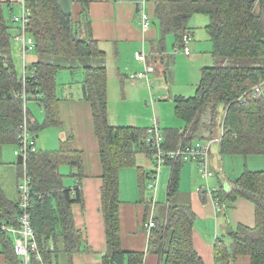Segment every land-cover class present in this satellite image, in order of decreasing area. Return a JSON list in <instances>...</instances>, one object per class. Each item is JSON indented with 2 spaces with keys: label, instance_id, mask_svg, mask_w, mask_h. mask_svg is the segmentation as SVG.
<instances>
[{
  "label": "trees",
  "instance_id": "trees-1",
  "mask_svg": "<svg viewBox=\"0 0 264 264\" xmlns=\"http://www.w3.org/2000/svg\"><path fill=\"white\" fill-rule=\"evenodd\" d=\"M79 1L87 11L90 0ZM152 1L154 22L164 33L176 34V44L184 43V36L192 34L188 24L191 17L209 16L207 30L216 58L213 66L202 69L195 95L177 99L176 116L183 125L165 130L164 146L174 149L185 141H194L202 117L210 109L211 126L221 118L218 135L222 154L264 157V0H149ZM8 4L0 0V145H19L25 115L33 133L60 126L56 75L62 69L84 67L85 98L92 104L104 166L101 195L108 244L104 262L144 264L143 252L126 251L122 247L120 171L136 166L139 151L152 156V149L146 143L148 128L110 123L105 67L95 65V59L103 52L94 39L79 36L77 22L59 0H25L31 11L26 31L35 41L33 50L40 60L27 67L36 76L23 80L11 55L14 36L21 27L8 13ZM14 28L17 32H13ZM259 84L261 93H254V87ZM24 93L27 98L37 93L42 96L43 123L30 114ZM244 95L247 101L242 103L239 98ZM83 162V151L64 147L37 149L29 154L30 213L42 256L40 260L33 254L31 264H56L62 251L71 255L83 245L84 235L76 226L72 210L74 203L83 202V194L80 186L66 187L61 172V167L67 165L81 178ZM178 169L175 168L169 184L168 202L161 207L160 216L155 218L156 226L151 229L150 249L160 257L159 264H205L193 243L196 213L191 205L175 199L179 191ZM143 174L148 180V173ZM239 197L255 205L256 224L253 227L241 224L218 237L215 262L232 264L239 256L248 255L252 264H264V168L246 169L227 188L222 185L215 199L218 203H231ZM20 212V198L8 197L0 174V225L19 226ZM12 237L10 231L0 228V252L6 254L8 264H22Z\"/></svg>",
  "mask_w": 264,
  "mask_h": 264
},
{
  "label": "crops",
  "instance_id": "crops-1",
  "mask_svg": "<svg viewBox=\"0 0 264 264\" xmlns=\"http://www.w3.org/2000/svg\"><path fill=\"white\" fill-rule=\"evenodd\" d=\"M3 1L9 2L10 15H21L22 0ZM59 2L77 22L79 36L82 39H94L103 52L102 56L95 59V65L105 67L110 123L114 126L147 129L157 117L161 122L164 136L165 130L182 127L181 119L176 116L177 99L195 95L200 85L202 69L216 63V58L213 56V41L207 30L210 17L196 14L189 20L193 40L189 43L191 53L187 54L183 50L172 52L171 48L175 47L177 41L176 34L164 33L155 22H152L151 27L145 32L142 29L138 6L132 0H90L87 11L79 0H59ZM150 12L155 18L152 2ZM15 31L16 28L13 32ZM143 49L147 52V63L155 66V70L149 74L150 85L142 78L130 76L145 67V62L136 57V53ZM11 55L22 78L25 68L40 60V56L34 50L27 51L24 57L22 44L15 41L12 42ZM177 66L182 71L177 72ZM85 77L84 67L58 71L56 81L62 123L60 126H49L34 133L36 142L38 137L40 139L37 149L58 150L64 147L67 150H81L84 155L83 177L75 176L76 170L70 166L61 167L64 185L70 188L80 186L83 194V202L74 203L72 210L76 226L83 232L84 243L79 251H74L71 255L62 251L56 264H110L104 262L108 250L101 195L104 166L96 135L92 104L85 98L83 83ZM41 109L43 112H40V117L30 112L39 123H43L45 119L42 106ZM44 131L47 132L46 137L53 143L50 146H46L41 140L44 139ZM219 136L217 134L216 137H208L214 140L211 149L216 144L213 155L210 153V165L215 173L209 180L212 187L219 189L224 185L227 188L246 169L264 168V157L261 155L245 157L239 154H222L219 145L221 136ZM15 146L13 153L17 156V161L4 162L5 159H12L11 149L6 145H0L2 186L12 200L19 199L20 171L23 170V163H18V155L15 153L18 146ZM146 155L151 159L146 165H138L136 156L137 167H124L120 171V237L124 250L144 253V264H159L160 257L150 249L152 230L148 228V223L151 218L153 192L148 186L145 189L149 177L147 181L143 173L153 169V162L150 154L146 153ZM6 164H13L14 171L13 168L6 169L4 166ZM176 167L179 168L180 181L175 199L181 204L191 205L197 217L194 247L205 264H216L214 248L217 238L241 224L255 226V205L243 197L231 203H216L205 191H199V187L205 181L200 177L199 166L195 161L187 160L177 164L168 162L165 166L167 169L163 168L161 169L163 172H160L155 218L161 210L160 205L162 207L168 202V188ZM10 171L12 174L8 175ZM123 175L129 178V187L122 186ZM164 196L166 200L163 202ZM12 236L14 239L13 234ZM0 264H8L6 254L2 251ZM232 264H252V260L248 255L239 256Z\"/></svg>",
  "mask_w": 264,
  "mask_h": 264
},
{
  "label": "built area",
  "instance_id": "built-area-1",
  "mask_svg": "<svg viewBox=\"0 0 264 264\" xmlns=\"http://www.w3.org/2000/svg\"><path fill=\"white\" fill-rule=\"evenodd\" d=\"M139 7L141 14V25L142 29L146 32L152 25V14L150 12V2L149 0H132ZM22 13L21 15H13V21L20 24V31H18L14 36V41L22 44V52L24 57H26L27 51L33 50L35 46L34 39L27 34L26 27L29 22V15L31 13L30 9L25 5V0H22ZM184 43L176 44L175 51L183 50L185 53H191V47L189 43L192 41V34H186L184 36ZM136 57L139 60L145 62V67L142 71L131 74V78H142L147 81L150 85L151 79L149 74L155 70L154 65L147 63V52L145 49L138 51ZM26 71L23 75V80H26L27 77L34 78V70L25 68ZM262 86L261 84L256 85L253 89L254 93H261ZM25 104L30 101L39 102L43 107L42 96L40 94H35L33 97L27 98L26 93ZM239 101L244 103L247 101V96L244 95L239 98ZM148 136L146 138V143L152 149V162L154 164L153 169L148 172L149 182L148 187L153 192L151 197V218L148 223V228L152 229L156 226L155 220V210L157 206V193L159 187L160 172L162 167L168 162H183L187 160L195 161L199 166V175L204 179L205 183L199 187V191H205L208 195L214 198L216 201V189L212 187L209 180L214 176V171L211 169L210 165V153H211V144L214 140L211 138L202 139L198 138L194 141L188 142L185 141L180 146L174 149L166 148L164 146V132L160 120L155 117L154 121L148 128ZM223 133V132H222ZM37 150V142L35 134L30 132L28 118L25 115L24 123L22 130L19 134V145L15 151L16 155L23 156V170L22 176L20 177L19 183V198H20V216H19V226H4L0 225V228L3 230H8L14 235L15 239V252L21 258L22 264H31L33 254L42 260L39 242L36 236V232L33 227L30 213V200H31V185L30 177L28 175V158L31 152Z\"/></svg>",
  "mask_w": 264,
  "mask_h": 264
},
{
  "label": "rangeland",
  "instance_id": "rangeland-1",
  "mask_svg": "<svg viewBox=\"0 0 264 264\" xmlns=\"http://www.w3.org/2000/svg\"><path fill=\"white\" fill-rule=\"evenodd\" d=\"M152 3H154L153 1H152ZM153 22H154V20H152ZM171 51L172 52H174L175 51V47L173 48H171ZM174 54H176V53H174ZM180 59H181V57H179ZM175 71H176V68H175ZM179 71H182V69L179 67V66H177V72H179ZM179 77V76H178ZM190 77L192 78V75H190ZM163 79H164V77H163ZM27 108L30 110V112L32 111L33 113H34V115L36 116V117H40L41 115H40V112L42 113L43 112V109H41V105L39 104V102H36V101H28V106H27ZM202 119H203V122H202V124H201V126H200V128L196 131V133H195V136L197 137V138H208V137H216V135L218 134V132L220 131V129H222V127H219L218 125L220 124V121H221V118L219 119V123H218V120H216V124H215V126H211V113H210V109H209V111L207 112V115L206 116H203L202 117ZM214 127V128H213ZM43 136H44V139L43 138H41V140L42 141H44L45 142V144H46V146H50V145H52L53 143H51L50 142V138H48V137H46L47 136V132H43ZM45 138H48V140H46ZM37 144H38V146H39V144H40V139H39V137L37 138ZM55 144L57 145V142H55ZM7 147H9L10 149H11V157H12V159H9V160H4V162H16L17 161V156H15L14 155V153H13V151H14V149H16V146L15 145H6ZM216 148V144H214L213 146H212V149H211V154H212V152H213V150ZM213 155V154H212ZM150 160L151 159H149L148 157H147V155H146V152H144V151H139L138 152V155H137V162H138V165L139 164H141L142 166L143 165H146L147 164V162L149 163L150 162ZM175 164H177L178 162H174ZM167 165V164H166ZM165 165V166H166ZM5 167H6V169H11L12 170V168H13V170L12 171H14V165L12 164V165H10V164H6V165H4ZM165 166L164 167H162V170H163V168H165ZM137 167V166H136ZM154 167V164H152V168ZM213 168H215V166H213ZM5 168H3V170H4ZM165 169H167V168H165ZM161 170V171H162ZM12 171H10V172H8L7 174L8 175H11L12 174ZM163 172V171H162ZM3 173H4V171H3ZM15 173H16V170H15ZM148 181V180H147ZM121 184H122V186L125 188V186L127 185V187H129V185H130V183H129V178L128 177H125L124 175L121 177ZM160 199V198H159ZM163 200V202L166 200V196H164V198L162 199ZM160 208H161V205H160ZM158 217L160 216V211H159V213H158V215H157ZM162 222H163V220H162Z\"/></svg>",
  "mask_w": 264,
  "mask_h": 264
},
{
  "label": "water",
  "instance_id": "water-1",
  "mask_svg": "<svg viewBox=\"0 0 264 264\" xmlns=\"http://www.w3.org/2000/svg\"><path fill=\"white\" fill-rule=\"evenodd\" d=\"M18 163L19 164H22L23 163V156L22 155H19L18 156Z\"/></svg>",
  "mask_w": 264,
  "mask_h": 264
}]
</instances>
